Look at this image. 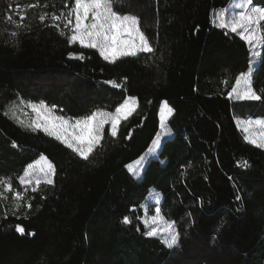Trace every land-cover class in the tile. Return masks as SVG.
Instances as JSON below:
<instances>
[{
  "label": "trees",
  "instance_id": "trees-1",
  "mask_svg": "<svg viewBox=\"0 0 264 264\" xmlns=\"http://www.w3.org/2000/svg\"><path fill=\"white\" fill-rule=\"evenodd\" d=\"M229 1L115 0L114 10L140 19L155 52L111 63L51 26V14L66 13L73 0H0V177L22 193L19 180L41 154L56 168L54 184L24 194L15 214L12 193L0 201V264H264V150L246 143L234 121L264 118V49L251 84L262 99L229 100L251 57L236 34L211 24L212 11ZM21 15L25 27L17 28ZM128 96L136 110L116 137L105 128L88 161L10 111L43 100L76 119L114 112ZM163 101L174 110L172 138L135 179L126 166L151 146ZM150 189L179 231L172 249L140 222Z\"/></svg>",
  "mask_w": 264,
  "mask_h": 264
},
{
  "label": "snow or ice",
  "instance_id": "snow-or-ice-1",
  "mask_svg": "<svg viewBox=\"0 0 264 264\" xmlns=\"http://www.w3.org/2000/svg\"><path fill=\"white\" fill-rule=\"evenodd\" d=\"M115 0H73L67 13L61 11L59 15L55 12L51 14V26L60 30V34L66 36L70 45L79 44L83 48L96 49L99 55L111 63H115L122 57H137L140 54H153L155 48L150 43L148 36L141 28L140 19L136 15L120 14L114 10ZM39 4L28 5L27 7H38ZM47 7V5H44ZM19 11V6L18 9ZM48 13L39 16L43 23ZM213 24L228 32L236 34L239 39L245 42L251 50L253 58L261 57V49H264V6H257L253 0H230L227 8H221L213 13ZM11 20V16L7 17ZM27 19L26 15L20 16V23L17 28L25 27L23 21ZM63 28L68 31L61 30ZM17 36V32L11 33ZM70 58L83 59V55L77 56L70 52ZM253 68L249 67L247 72H241L235 77V83L231 86L228 96H233L237 100L259 101L262 99L256 93L251 85ZM116 87H119L114 81H108ZM228 83L227 80L224 81ZM27 108L31 109L34 116L27 122L18 119L21 126L33 130L43 131L47 136L65 145L73 153L85 161L89 160L97 146H100L104 138L105 126L111 125L110 135L117 136L118 126L122 120H126L137 106V98L128 96L115 108V111H106L96 109L91 114L82 118L73 119L59 115L56 112V106H49L43 100L39 102H24ZM60 111H63L62 109ZM173 109L167 101L163 102L160 108V131L156 138L152 140L151 146L147 152L139 157L133 164L127 165L129 172L138 175L144 161L154 156L161 146V138L170 135V129L166 120L173 113ZM27 115V113H25ZM15 119V113L13 112ZM238 127L245 133L244 139L257 148L264 149V119H246L240 120ZM15 146V145H14ZM242 167H247V161L241 163ZM56 174L55 165L47 156L41 154L39 159L28 164L24 171V176L20 178L19 183L25 189L29 187L33 192L37 191L41 183L48 185L54 184L53 177ZM0 201H5L9 197L5 193H12L13 214L25 205L21 203L24 195L20 191H14L10 178L0 177ZM156 200L154 214L148 215L145 208V218L143 223L148 229L147 236H159L161 242L168 249H172L179 244V231L175 226V221L167 220L159 207V196L153 197ZM240 199L239 196L236 197ZM31 208V204L26 205ZM6 215V214H5ZM25 218H27L25 216ZM123 223L129 224L131 221L127 216L123 218ZM15 231L24 234L25 229L20 224H16ZM34 235V233H29Z\"/></svg>",
  "mask_w": 264,
  "mask_h": 264
},
{
  "label": "rangeland",
  "instance_id": "rangeland-1",
  "mask_svg": "<svg viewBox=\"0 0 264 264\" xmlns=\"http://www.w3.org/2000/svg\"><path fill=\"white\" fill-rule=\"evenodd\" d=\"M253 2H254V4L255 5H257V6H264V0H253ZM229 3H230V1H229ZM229 3L227 4V6L225 7V8H227L228 7V5H229ZM215 11H217V10H213L212 11V13H211V24H212V26H215L214 24H213V13L215 12ZM67 13V12H66ZM62 26H63V24H62ZM216 27V26H215ZM66 32L68 31L67 29H64ZM78 44V43H77ZM79 45V44H78ZM80 46V45H79ZM248 46V45H247ZM88 49H91V48H88ZM248 49H249V47H248ZM92 50H95L98 54H99V52L96 50V49H92ZM250 50V49H249ZM261 52H262V49H261ZM250 64H249V67L250 66H252V68H253V72H254V70H255V68H256V66H257V64H258V62H259V60H260V57H257V58H253V56H252V53H251V50H250ZM101 57V56H100ZM102 58V57H101ZM103 59V58H102ZM104 60V59H103ZM107 62H109V61H107ZM249 69V68H248ZM248 71V70H247ZM246 71V72H247ZM253 72H252V76H253ZM251 84H252V77H251ZM127 98V97H126ZM227 98L229 99V100H232V101H237V99H235V97L233 96L232 98H230L229 96H227ZM163 102H165V101H163ZM163 102H161V104H160V106H159V111H158V120H159V126H158V132L161 130L160 129V108H161V105H162V103ZM136 108H137V106H136ZM136 110V109H135ZM11 114L13 115V112L15 113V116H16V119L18 120V119H22V120H24V121H28L29 119H31L33 116H34V113H32L31 112V109H29V108H27L26 107V105L25 104H22L21 103V101H19L18 103H16L15 105H13L12 107H11ZM25 113H27V115H25ZM133 113V112H132ZM132 115V114H131ZM130 115V116H131ZM172 115V114H171ZM170 115V116H171ZM129 116V117H130ZM170 116L167 118V120H166V123H167V121H168V119L170 118ZM246 119H249V118H244V119H235L234 121H235V124H236V126H237V124H238V121H240V120H246ZM251 119H264V118H251ZM122 121H124V120H122ZM121 121V122H122ZM105 128H108L109 129V132H110V128H111V125L109 124V125H106L105 126ZM237 128L241 131V133H242V135H243V139H244V136H245V133L241 130V128L240 127H238L237 126ZM37 131H39V130H37ZM42 133H44L43 131H41ZM157 132V133H158ZM171 133V132H170ZM45 134V133H44ZM157 135V134H156ZM52 138V137H51ZM155 138H156V136H155ZM154 138V139H155ZM172 138V134H170V135H168V136H166V137H162L161 138V146H162V144L165 142V141H167V140H169V139H171ZM54 139V138H53ZM244 141L246 142V143H248L245 139H244ZM60 143V142H59ZM61 144V143H60ZM248 144H250V143H248ZM63 145V144H62ZM251 146H253V147H255L254 145H252V144H250ZM63 146H65V145H63ZM161 146H160V148H161ZM66 147V146H65ZM160 148L157 150V152H156V154L154 155V156H150V157H148L145 161H144V163H143V166H142V168L140 169V172H139V174L138 175H133L131 172H129V170H128V168H127V166H126V170H127V172L132 176V177H134L135 179H139L141 176H142V173H143V170H144V168H145V166H146V164L148 163V161H150L151 159H155L156 157H157V155H158V153H159V151H160ZM257 148V147H256ZM259 149H261V148H259ZM262 150H264V149H262ZM147 152V151H146ZM145 152V153H146ZM144 153V154H145ZM143 154V155H144ZM78 156V155H77ZM142 156V155H141ZM140 156V157H141ZM79 157V156H78ZM39 159V158H38ZM134 163V161L133 162H131L130 164H133ZM129 165V164H128ZM24 176V173H23V175H22V177ZM42 184H46V183H41V185ZM21 188H22V194L24 195V194H27L28 192H32V190H31V187H29L28 189H27V191L25 192V189H24V187L21 185ZM156 195H158L159 196V207H160V205H161V201H162V198H161V195H160V193L157 191V190H155V189H150L149 190V192H148V194H147V196H146V198H145V200L143 201V203L141 204V206L139 207V210H140V212H141V219H140V222H141V224L143 225V227H144V229L147 231L148 229L145 227V225H144V223H143V219L145 218V208H147V214L150 216V215H153L154 214V206L156 205V200L153 198L154 196H156ZM22 203V202H21ZM150 237H157V238H160L159 236H150ZM161 239V238H160Z\"/></svg>",
  "mask_w": 264,
  "mask_h": 264
}]
</instances>
